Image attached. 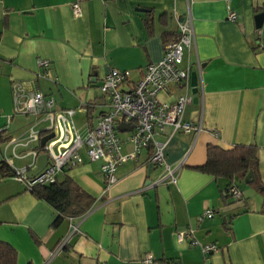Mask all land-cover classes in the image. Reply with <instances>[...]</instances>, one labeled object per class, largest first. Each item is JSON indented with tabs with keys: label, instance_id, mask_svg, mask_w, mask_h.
I'll return each instance as SVG.
<instances>
[{
	"label": "crops",
	"instance_id": "obj_1",
	"mask_svg": "<svg viewBox=\"0 0 264 264\" xmlns=\"http://www.w3.org/2000/svg\"><path fill=\"white\" fill-rule=\"evenodd\" d=\"M74 3L80 16L73 14ZM229 3L236 22L228 19L225 0H0V164L7 163L0 168V241L16 249L17 264H264V187L236 182L242 198H227L230 180L194 169L206 163L209 145H255L264 185V21L261 28L255 22L264 0ZM188 16L196 40L186 60L196 90L190 75L192 101L183 119L203 128L187 133L166 126L157 136L167 162L181 165L176 183L155 185L163 170L149 169L152 149L145 148L117 169V183L105 192L102 163L87 161L84 153L86 162L58 179L71 178L94 204L54 227L57 211L13 177L14 169L33 164L26 153L37 147L18 149L21 158L8 147L36 122L15 113L13 84L54 97L58 110L78 109L74 119L85 135L109 110L103 78L118 69L137 82L179 36L177 17ZM39 59L50 62L48 77ZM186 92L173 86L158 97L173 103ZM119 137L122 154H130L127 130ZM207 210L213 218L200 221ZM187 230L193 234L179 241ZM212 243L219 250L206 256L203 246ZM148 256L152 261L145 263Z\"/></svg>",
	"mask_w": 264,
	"mask_h": 264
},
{
	"label": "built area",
	"instance_id": "obj_2",
	"mask_svg": "<svg viewBox=\"0 0 264 264\" xmlns=\"http://www.w3.org/2000/svg\"><path fill=\"white\" fill-rule=\"evenodd\" d=\"M225 1L228 5V19L236 22L239 15L233 10L229 0ZM73 14L81 15L79 3L73 4ZM177 21L178 40L166 44L162 60L149 64L137 82H131L129 71L118 69H112L103 78L100 89L109 99V110L94 126L87 127L85 135L81 133L74 119L78 109L58 110L54 97L30 90L22 83L13 84L15 113L33 117L36 121L28 128L25 138H13L8 144L14 158H21L18 149L37 144L36 148L26 153L33 157V164L28 168L13 171V177L23 182L27 191L31 192L37 185L55 183L60 173L84 164L86 162L84 153L87 161L102 163L105 192L109 191L118 181L117 169L125 162L136 159L145 148L152 149L150 164L163 170L155 185L176 183V172L181 165L174 168L167 162L164 143L157 140V136L163 133L166 126H171L174 132L187 133L193 131L199 133L203 128L201 122L193 124L183 119L185 108L192 101L188 93L192 64L186 60V53L194 46L196 35L190 16L183 19L177 17ZM38 66L46 69L44 76L48 77L50 62L39 59ZM198 66L200 69L199 62ZM173 86L185 88L187 92L173 103L160 101L159 94ZM121 124L132 127L131 130H127V141L133 145V151L127 155L121 152L123 145L119 137ZM50 134H53V138L42 146L41 139ZM42 154L48 156V165L38 175L29 178L28 169L36 164ZM225 195L236 200L242 198V193L236 185L230 186ZM213 216L214 212L207 210L200 217V221ZM192 234V230L179 232L178 240L183 241ZM192 243L196 244L195 241ZM65 244L64 241L59 245L58 252ZM218 250L219 247L214 243L203 246L206 256ZM151 261V256H148L145 263ZM43 264H49V259Z\"/></svg>",
	"mask_w": 264,
	"mask_h": 264
},
{
	"label": "trees",
	"instance_id": "obj_3",
	"mask_svg": "<svg viewBox=\"0 0 264 264\" xmlns=\"http://www.w3.org/2000/svg\"><path fill=\"white\" fill-rule=\"evenodd\" d=\"M178 38L179 36L174 41ZM8 141L9 139H5L3 142ZM6 164H0L3 171ZM194 169L217 179H228L231 181L230 186L235 185L236 182L244 183L249 172L253 171L254 181L251 185L258 189L264 187L259 177L258 147L255 145H236L230 149L209 145L206 163ZM31 193L38 199L49 203L57 211L58 215L53 223L54 227H57L66 218H77L85 215L95 201L92 195L68 177L63 180L57 179L52 184L37 185ZM227 198L230 196L228 195ZM17 260L16 249L9 243L0 241V264H17Z\"/></svg>",
	"mask_w": 264,
	"mask_h": 264
},
{
	"label": "water",
	"instance_id": "obj_4",
	"mask_svg": "<svg viewBox=\"0 0 264 264\" xmlns=\"http://www.w3.org/2000/svg\"><path fill=\"white\" fill-rule=\"evenodd\" d=\"M139 11H142V12H145L146 10H143V9H139ZM264 21V14H259L255 17V22H256V25L257 27L261 28L262 26V23ZM196 74H192L191 75V86L194 88L193 89V92H195L196 90ZM196 101V100H195ZM131 126H128L126 124H121L119 126V129L120 131H126V130H131ZM51 138H53V134H50L48 136H45L41 139V145L44 146V144L50 140ZM48 165V156L46 154H42L38 157L37 159V166L36 168L33 170V171H30L28 172L27 176L29 178H33L35 177L36 175H38L46 166ZM152 168V165L149 166V169L151 170ZM254 180V173L253 171H250L249 174L247 175L246 179H245V182L247 184L253 182Z\"/></svg>",
	"mask_w": 264,
	"mask_h": 264
},
{
	"label": "rangeland",
	"instance_id": "obj_5",
	"mask_svg": "<svg viewBox=\"0 0 264 264\" xmlns=\"http://www.w3.org/2000/svg\"><path fill=\"white\" fill-rule=\"evenodd\" d=\"M101 90V89H100ZM100 92V91H99ZM41 128V127H40ZM29 161H30V159H27V160H24V161H15V165L17 166V167H22V166H24L26 163H29ZM15 179V178H14ZM240 185L242 186V188H246V187H248V184H246L245 182L244 183H240Z\"/></svg>",
	"mask_w": 264,
	"mask_h": 264
}]
</instances>
